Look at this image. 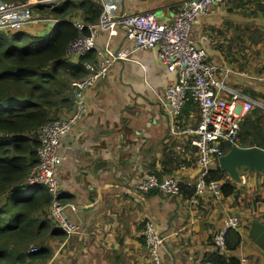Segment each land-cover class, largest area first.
Masks as SVG:
<instances>
[{"label": "crops", "instance_id": "1", "mask_svg": "<svg viewBox=\"0 0 264 264\" xmlns=\"http://www.w3.org/2000/svg\"><path fill=\"white\" fill-rule=\"evenodd\" d=\"M183 1L113 0L112 4L115 14L152 11L161 22H172ZM47 26L39 20L23 31L46 35ZM192 33L211 61L231 70L225 80L228 87L264 103V0L216 3L193 23ZM107 39V33H100L96 54L105 49ZM112 45L127 47L130 41L120 32ZM134 59L147 71L132 60L117 62L86 92L88 110L62 140L66 158L60 168L61 199L77 207L66 212L83 232L69 236L60 229L64 236L45 242L52 257L42 264H149L142 233L148 219L169 235L162 248L164 264H195L214 252V237L231 216L240 219L237 232L242 242L228 256L264 264V249L250 236L253 221L264 216L262 172L241 167L239 181L227 173L219 181V192L206 188L195 193L194 200L189 192L167 197L160 190L140 192L135 187L145 173L195 183L202 169L193 144L198 136L184 132L200 123L197 104L183 109L179 129L172 131L157 95L178 75L158 61L155 50H137ZM219 94L229 98L225 91ZM225 183L235 185L233 194H223Z\"/></svg>", "mask_w": 264, "mask_h": 264}, {"label": "built area", "instance_id": "2", "mask_svg": "<svg viewBox=\"0 0 264 264\" xmlns=\"http://www.w3.org/2000/svg\"><path fill=\"white\" fill-rule=\"evenodd\" d=\"M62 0H23L9 3L0 1V31H23L26 26L39 20L48 23V35L59 23L57 17L43 16L40 8L45 5H57ZM101 15L96 23L88 24L80 19H73L79 35L73 40L65 53V58L76 62L96 48L100 33H107L108 39L103 51L97 52L94 60L84 63L86 76L73 81L75 105L72 110L46 123L37 132L40 141L38 149L39 163L27 179L30 186H45L53 200L47 215L54 225L64 230L66 235H81V226L73 223L67 216V210L77 211L73 203H64L63 182L60 168L65 160L62 151V140L78 124L88 110L86 92L107 76L110 69L121 61L132 60L146 70V66L134 59L137 50H155L158 61L169 72L178 75V80L169 85L164 92L158 94L161 107L166 114L168 126L172 131L179 129L178 121L183 109L190 103H196L200 114L197 127L186 128L185 133H193L198 138L193 144L198 147L201 174L198 180L183 183L178 177L160 179L154 173H145L135 183L140 192L160 190L167 197H178L183 187H190L195 193L204 189L220 190V182L207 181L210 170L215 166L216 159L224 155L223 145H239V134L243 116L254 108L264 109V103L250 99L239 90L225 84L231 70L209 59L207 50L198 45L191 36L193 23L206 15L209 8L224 0H185L179 4L172 22H161L156 13L143 11L136 13L115 14L113 0H100ZM122 32L130 41L127 47L112 45L114 36ZM225 91L229 98L220 96ZM243 107V112L240 106ZM232 148V147H231ZM194 200V196L192 198ZM239 226V218L229 217L214 237V251L220 255H228L227 234ZM145 247L150 256V264H164L162 248L169 235L160 232L157 224L148 219L143 230ZM37 251V246H31ZM242 264H248L246 257L241 258ZM195 264H214L203 259Z\"/></svg>", "mask_w": 264, "mask_h": 264}, {"label": "trees", "instance_id": "3", "mask_svg": "<svg viewBox=\"0 0 264 264\" xmlns=\"http://www.w3.org/2000/svg\"><path fill=\"white\" fill-rule=\"evenodd\" d=\"M40 12L59 19L53 33L34 36L24 31H0V264H42L52 257L45 242L65 235L47 215L53 198L46 187L26 182L39 163L37 132L64 109H73L72 83L86 76L83 63L96 58L92 51L75 64L65 58V53L79 35L73 19L96 23L102 12L100 0H62L54 6H42ZM239 145L264 149V110L253 109L245 115ZM231 147L223 145L225 152ZM227 177V172L217 165L210 170L207 181ZM186 188L183 192H189L190 197L195 194ZM235 189L230 183L222 185L225 196ZM250 236L264 249V216L253 221ZM34 242L38 250L32 252L29 245ZM241 242L237 230L228 232L229 252ZM203 260L241 264L236 257L216 252Z\"/></svg>", "mask_w": 264, "mask_h": 264}, {"label": "water", "instance_id": "4", "mask_svg": "<svg viewBox=\"0 0 264 264\" xmlns=\"http://www.w3.org/2000/svg\"><path fill=\"white\" fill-rule=\"evenodd\" d=\"M219 165L235 181L240 180L239 169L247 167L250 170L264 174V149L253 147H233L219 159Z\"/></svg>", "mask_w": 264, "mask_h": 264}, {"label": "bare ground", "instance_id": "5", "mask_svg": "<svg viewBox=\"0 0 264 264\" xmlns=\"http://www.w3.org/2000/svg\"><path fill=\"white\" fill-rule=\"evenodd\" d=\"M4 3H9V2H4ZM57 24H58V23H57ZM55 26H56V25H55ZM94 50H95V48L92 49L91 52L94 51ZM96 57H97V54H96ZM88 61H91V60H88ZM88 61H85V62H88ZM78 62H79V60L76 61V62H71V63H75V64H76V63H78ZM85 62H84V63H85ZM84 63H83V65H84ZM84 68H85V67H84ZM245 115H246V114H245ZM245 115H244V116H245ZM244 116H243V118H244ZM242 121H243V119H242ZM240 131H241V130H240ZM233 147H235V146H232V148H233ZM236 147H241V146L238 145V146H236ZM225 153L227 154L228 152H224V155H225ZM222 156H223V155H222ZM222 156H221V157H222ZM219 159H220V157H219ZM218 162H219V160H218ZM219 166H220V165H219ZM180 181H181V179H180ZM181 182H183V181H181ZM183 183H186V182H183ZM239 224H240V219H239ZM238 227H239V226H238ZM238 227H237V228H238ZM237 228H235L234 230H237ZM231 230H232V229H231ZM62 231H64V230H62ZM214 252H215V251H214ZM229 253H230V252H229ZM229 253H228V254H229ZM219 255H220V254H219ZM246 258H247V257H246ZM240 263L242 264L241 260H240ZM149 264H150V263H149Z\"/></svg>", "mask_w": 264, "mask_h": 264}, {"label": "rangeland", "instance_id": "6", "mask_svg": "<svg viewBox=\"0 0 264 264\" xmlns=\"http://www.w3.org/2000/svg\"><path fill=\"white\" fill-rule=\"evenodd\" d=\"M36 13H40V14H42V13L39 12L38 10H37ZM55 29H56V26L53 27V29H52V31L50 32V34L53 33V32L55 31ZM34 36H42V35H34ZM192 37H193V33H192ZM74 97H75V94H74ZM261 110H264V109H261ZM247 113H250V112L248 111ZM60 178H61V176H60ZM37 242H40V241H37ZM37 242L31 243V244L29 245V248H30L32 245H33V246H37V245L35 244V243H37Z\"/></svg>", "mask_w": 264, "mask_h": 264}]
</instances>
